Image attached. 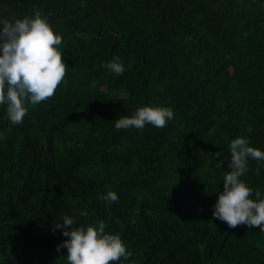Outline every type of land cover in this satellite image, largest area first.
<instances>
[{"label": "trees", "instance_id": "16d2710c", "mask_svg": "<svg viewBox=\"0 0 264 264\" xmlns=\"http://www.w3.org/2000/svg\"><path fill=\"white\" fill-rule=\"evenodd\" d=\"M36 10L68 72L20 125L0 105V264H68L65 216L119 234L132 256L113 264H264V232L212 218L230 142L264 152V0H0V19ZM144 106L174 117L115 129Z\"/></svg>", "mask_w": 264, "mask_h": 264}, {"label": "clouds", "instance_id": "9594fccd", "mask_svg": "<svg viewBox=\"0 0 264 264\" xmlns=\"http://www.w3.org/2000/svg\"><path fill=\"white\" fill-rule=\"evenodd\" d=\"M0 24V105L5 106V114L11 124L20 125L28 112L27 105H38L55 95L65 80L68 67L63 60L64 54L57 47L61 45L62 37L54 33L47 16L41 11L36 10L31 17L13 21L0 19ZM101 67L117 76L125 71L118 56ZM173 117L171 107L144 106L131 117H119L114 126L117 130H142L146 124L164 128ZM228 149L230 171L224 174L223 191L213 205L212 218L225 222L232 229L246 225L264 232V196L257 190L253 199V189L240 179L248 172L250 159L264 162V152L250 147L244 137L233 139ZM215 155L221 156V153ZM259 174L257 168L256 175ZM99 198L109 202L119 200L112 191ZM80 215L87 216L88 213L82 211ZM75 224L76 217L65 216L63 223L54 228L61 230L66 237L56 246V251L67 249L68 264H113L121 258L129 260L132 256L119 234L106 232L104 221L73 227Z\"/></svg>", "mask_w": 264, "mask_h": 264}]
</instances>
